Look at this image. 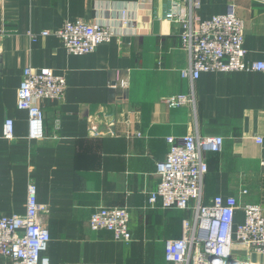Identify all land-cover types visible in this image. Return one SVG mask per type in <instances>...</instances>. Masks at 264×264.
<instances>
[{"label": "crops", "instance_id": "0c3cea01", "mask_svg": "<svg viewBox=\"0 0 264 264\" xmlns=\"http://www.w3.org/2000/svg\"><path fill=\"white\" fill-rule=\"evenodd\" d=\"M178 4L0 0V214H23L27 183H35L38 202L48 208V264H168L165 243L181 237V220L191 212L148 202L159 181L156 162L169 150L167 136H222V151L204 155L202 203L235 195L264 209V71L183 78L189 58L180 29L164 17ZM229 6L244 24L245 61L264 62V0H201L192 14L203 20ZM78 19L111 26L115 35L83 55L68 54L53 34L40 35ZM28 66L66 80L62 99L42 101L45 136L34 141L27 113L17 107ZM173 95L194 102L170 107ZM6 118L13 120L12 139L3 137ZM91 122L103 134L92 132ZM241 189L247 195L240 197ZM100 207L128 210L130 241L90 229L89 217ZM242 221L239 209L235 223ZM252 259L264 263V257Z\"/></svg>", "mask_w": 264, "mask_h": 264}, {"label": "built area", "instance_id": "2783aa9c", "mask_svg": "<svg viewBox=\"0 0 264 264\" xmlns=\"http://www.w3.org/2000/svg\"><path fill=\"white\" fill-rule=\"evenodd\" d=\"M201 0H179L178 10L171 8L164 17L179 29L181 45L189 65L181 70L183 78L197 79L203 72L264 71V62L244 59V24L233 6L222 14L200 20L192 12ZM198 21L197 26L195 22ZM55 35L66 52L83 55L109 42L115 35L111 26L78 19L65 21L56 30H43L41 36ZM32 39L36 36L30 34ZM66 89L65 76L48 68H24L17 91V107L27 113L28 139L44 138L42 101L60 100ZM177 107L193 103V96L173 95L166 100ZM113 121L107 120V133ZM58 127V120L56 121ZM92 132H99L98 123L91 122ZM13 120L6 118L3 137L12 139ZM140 135V133H136ZM169 150L156 162V189L148 202L157 201L164 209L190 211L191 217L181 220V237L167 240L164 259L168 264H264L252 259L264 257V209L255 202L240 201L238 196L215 195L208 204L202 203V182L208 170L205 154L221 152L223 137L187 134L178 138L167 136ZM261 143V138H256ZM240 190V197L247 195ZM243 221L235 223L237 210ZM47 206L37 200L36 185L29 180L26 187V209L20 215L0 214V264H48L45 256L50 234L45 224ZM92 231L106 230L115 240L130 241L129 212L125 207H100L91 213Z\"/></svg>", "mask_w": 264, "mask_h": 264}, {"label": "rangeland", "instance_id": "374dc122", "mask_svg": "<svg viewBox=\"0 0 264 264\" xmlns=\"http://www.w3.org/2000/svg\"><path fill=\"white\" fill-rule=\"evenodd\" d=\"M256 257V256H255Z\"/></svg>", "mask_w": 264, "mask_h": 264}]
</instances>
